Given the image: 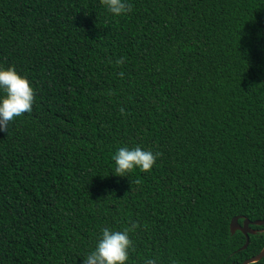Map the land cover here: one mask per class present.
Returning a JSON list of instances; mask_svg holds the SVG:
<instances>
[{"label": "trees", "instance_id": "trees-1", "mask_svg": "<svg viewBox=\"0 0 264 264\" xmlns=\"http://www.w3.org/2000/svg\"><path fill=\"white\" fill-rule=\"evenodd\" d=\"M235 216L264 219V0H0V264H243Z\"/></svg>", "mask_w": 264, "mask_h": 264}, {"label": "water", "instance_id": "water-1", "mask_svg": "<svg viewBox=\"0 0 264 264\" xmlns=\"http://www.w3.org/2000/svg\"><path fill=\"white\" fill-rule=\"evenodd\" d=\"M240 216H235L231 221V231L232 233H235L237 230H241L246 235V243L241 249L247 248L249 242H250V234H254L258 232V229H254L251 227V224H257V225H264V219H257L254 221H251L248 218H245L243 223H240L238 219ZM264 257V247L263 249L256 255L246 259L243 264H250L252 262L259 261Z\"/></svg>", "mask_w": 264, "mask_h": 264}]
</instances>
